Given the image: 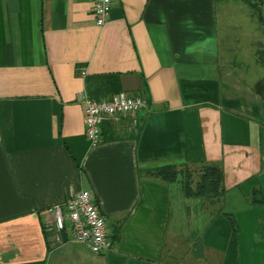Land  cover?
Returning a JSON list of instances; mask_svg holds the SVG:
<instances>
[{"label": "crops", "instance_id": "1", "mask_svg": "<svg viewBox=\"0 0 264 264\" xmlns=\"http://www.w3.org/2000/svg\"><path fill=\"white\" fill-rule=\"evenodd\" d=\"M93 8L0 0V264H264L255 11L243 0H114L98 27ZM118 90L146 107L105 122L93 147L81 99ZM169 164L220 166L225 194L189 199L180 182L148 177ZM80 191L107 218L106 253L56 229L50 208Z\"/></svg>", "mask_w": 264, "mask_h": 264}, {"label": "built area", "instance_id": "2", "mask_svg": "<svg viewBox=\"0 0 264 264\" xmlns=\"http://www.w3.org/2000/svg\"><path fill=\"white\" fill-rule=\"evenodd\" d=\"M113 2L94 0L93 17L98 27L105 26L109 21ZM81 76L86 77L85 70H81ZM81 102L84 106L86 137L93 147L102 141L105 122H119L146 107L142 98L131 97L124 92L100 102H94L85 94ZM50 212L55 217L57 231L66 232L70 241L84 245L95 254L110 250L107 218L98 208L93 192L80 191L73 194L64 206L55 205L50 208Z\"/></svg>", "mask_w": 264, "mask_h": 264}, {"label": "trees", "instance_id": "3", "mask_svg": "<svg viewBox=\"0 0 264 264\" xmlns=\"http://www.w3.org/2000/svg\"><path fill=\"white\" fill-rule=\"evenodd\" d=\"M243 1L255 11L260 22L264 26V16L260 7V5L263 4V0ZM259 62L264 66V53L260 54ZM113 80H110L109 84L113 85L115 82ZM104 86L108 87V85ZM105 90L106 89H97L94 92L100 95L106 93ZM117 93H120V91L118 90L116 93L112 94L114 95ZM94 101L98 102V99H94ZM147 175L150 178L158 179L169 184L180 182L184 196L189 199L216 200L221 198L226 191L224 172L220 166L214 164H202L200 166L169 164L148 170ZM254 195L253 204L264 203L263 199L259 200V192H255ZM228 218L231 220L232 225L235 226L232 216H228Z\"/></svg>", "mask_w": 264, "mask_h": 264}]
</instances>
